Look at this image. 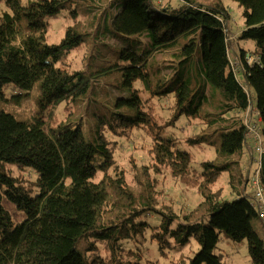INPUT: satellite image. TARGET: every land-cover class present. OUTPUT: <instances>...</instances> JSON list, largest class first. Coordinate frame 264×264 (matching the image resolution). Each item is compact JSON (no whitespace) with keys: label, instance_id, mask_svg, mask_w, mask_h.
<instances>
[{"label":"trees","instance_id":"trees-1","mask_svg":"<svg viewBox=\"0 0 264 264\" xmlns=\"http://www.w3.org/2000/svg\"><path fill=\"white\" fill-rule=\"evenodd\" d=\"M95 1L0 0V264H156L147 243L168 259L192 238L194 256L170 264H225L217 252L222 236L246 239L251 264H264V239L253 225L261 218L248 191L260 154L249 155L243 119L251 107L264 138V0H233L243 8L238 40H254L261 60L249 66L246 50L239 52L242 80L232 65L224 0H111L118 11L103 29L96 14L89 24L78 20ZM63 12L74 24L50 43V20ZM84 45L93 53L76 69L70 55ZM9 86L17 100L32 92L31 114L9 108ZM171 97L167 120L156 102ZM82 107L86 127L73 123ZM183 116L206 125L186 142L214 147V160L197 165L180 141L162 135ZM135 129L152 139V165L133 161L129 177L118 164L116 137ZM261 159L264 187V153ZM16 165L34 169L37 179L14 177ZM164 172L196 187L201 202L186 212L161 206L155 181ZM224 175L233 183L231 201L216 189ZM5 199L26 214L23 221Z\"/></svg>","mask_w":264,"mask_h":264},{"label":"rangeland","instance_id":"rangeland-1","mask_svg":"<svg viewBox=\"0 0 264 264\" xmlns=\"http://www.w3.org/2000/svg\"><path fill=\"white\" fill-rule=\"evenodd\" d=\"M28 1V0H24ZM111 0H96L94 2L95 7H91V9L86 8V12L78 15V20L81 23L89 24L92 21L93 16L96 14L99 16L100 29H103L107 24V19L111 17L113 13L118 11L117 6L110 7ZM227 4L230 11V21L228 26V37H230V41L233 40V47L230 52L241 51L243 49H255L256 42L252 39L249 40H238L237 33L240 31V28L243 25V8L239 7L238 3L233 0H224ZM6 9L4 4H0V15ZM74 24V18L68 12H63L58 18H54L50 20L49 27V42L50 43H59L61 39L65 36L66 30L69 26ZM97 26V24H96ZM95 30V29H94ZM232 38V39H231ZM93 53V47L85 46L80 50H74L70 55L69 61L72 66H75L76 69L84 70L86 68L85 58ZM239 78H242V73H238ZM243 79V78H242ZM221 92V88H215ZM12 90L13 87L9 86L6 89V94L10 98H12ZM253 95H255V91L253 90ZM28 112L23 110V107L28 105ZM174 104V99L167 98L165 101L156 102V110H158V114L161 117L166 118L167 120H171V116L173 114L172 106ZM9 108L14 111L18 117H24L27 113H30L34 109V103L32 102V92L31 94L24 98L17 100L12 98L9 101ZM66 104H62L59 108V112L64 114ZM16 110V111H15ZM256 112V111H255ZM84 113V114H83ZM86 110L85 108H80L76 116L74 117L73 123L79 124L80 122H84V127H86ZM82 115V120L79 119ZM244 119V117H243ZM202 121L191 120L188 121L186 117H180L179 121L171 126H168L165 130H163L162 135L164 137H174L181 143L179 147L183 149H187L188 151L194 154L195 164L199 165L200 161L205 160H214L217 156V152L214 147L210 145H202L192 147L189 145L186 140L198 133L201 130L206 129V125L201 123ZM256 126L262 128V124L255 120ZM256 136V134H255ZM257 139V136H256ZM116 140L119 141V147L117 149V160L118 164L121 168H124L129 171V177L132 176V172L130 171L133 161H135L138 165H152V159L149 154L152 144V139L149 137L144 130L135 129L130 136L126 137H116ZM258 140V139H257ZM243 152H237L235 157H242ZM245 158V153L243 155ZM234 160V159H233ZM245 164L242 161L241 166L243 167ZM257 167V162L252 164L251 174H253L255 168ZM12 175L14 177L24 176L31 181H35L38 177L37 172L32 168L20 169L19 167L12 166ZM235 171H239V168L235 166ZM138 171V169H137ZM150 172V177L155 178L153 168L148 169ZM101 176V174H100ZM159 178L155 181L157 195L162 205H170L176 211L184 210L185 212L191 208L197 206L201 200L203 199L201 193L198 191L196 187L188 186L184 182L179 179L174 178L168 172L159 173ZM140 178H143L141 176ZM144 179V178H143ZM155 180V179H154ZM219 188L223 191V200L231 201L235 199V192L233 188V183L230 182V178L228 175L222 176L217 184L216 189ZM251 187H249L250 189ZM5 207L10 211L14 220L16 222H21L26 218V214L24 212L19 211L17 207L8 200H4ZM160 216L156 215V218ZM254 229L257 231L259 236L264 239V222L255 218L253 221ZM150 246L149 255L152 256V259L157 260L156 264H170V260H177L178 257H182L185 261H189L191 257L199 250V244L197 241L192 238L191 243L184 248L180 252L170 253L169 258L165 259L159 255H157L154 246L148 244ZM218 253L223 255V259L225 264H251V256L248 250L247 240L242 241H234L231 238H227L222 236V239L219 243V247L217 250Z\"/></svg>","mask_w":264,"mask_h":264},{"label":"built area","instance_id":"built-area-1","mask_svg":"<svg viewBox=\"0 0 264 264\" xmlns=\"http://www.w3.org/2000/svg\"><path fill=\"white\" fill-rule=\"evenodd\" d=\"M245 60L248 65L253 66L255 64H260V55L253 52H246ZM253 110L250 108L244 118V124L247 129L248 138H251L254 144L253 150L255 153L260 154V159L258 160V165L255 168L253 174L250 175L251 185L253 187V193L256 198V205L259 210V216L264 221V187L261 182L260 171L262 165V154L264 153V138L259 127L256 126V122L252 115ZM257 139H256V136Z\"/></svg>","mask_w":264,"mask_h":264},{"label":"crops","instance_id":"crops-1","mask_svg":"<svg viewBox=\"0 0 264 264\" xmlns=\"http://www.w3.org/2000/svg\"><path fill=\"white\" fill-rule=\"evenodd\" d=\"M159 1V0H158ZM224 23H225V25H227V23H228V20H225L224 21ZM229 25V24H228ZM227 30H228V26H227ZM232 39V38H231ZM237 39H238V33H237ZM227 41L229 42L230 41V37H228V32H227ZM232 47H233V40H231V45H230V51L232 50ZM246 50V52H253V53H256L255 51H254V49H245ZM239 52L240 51H236V50H234V52H233V54H232V52H231V54H232V58H231V60H232V65H233V67H234V69L237 71V73H239V72H241L242 73V71H243V67H242V62H241V60H240V58H239ZM246 52H245V54H246ZM256 54H258V53H256ZM245 63H247L246 62V60H245ZM255 65H258V64H255ZM250 66V65H249ZM254 66V65H253ZM242 76H243V74H242ZM239 77V76H238ZM240 80H242V78H240ZM251 107H249V109H250ZM248 109V110H249ZM252 109V108H251ZM253 110V109H252ZM247 113V112H246ZM245 116H246V114H245ZM245 116H244V118H245ZM258 120L259 121H261V118H260V116L258 117ZM249 139V147L248 146H246V148L248 149V151H249V155H251V159L253 160L255 157L257 158L258 156H259V154L258 153H255L254 151H253V147H254V144H253V141H252V139L251 138H248ZM258 155V156H257ZM249 187H251L250 185H249ZM249 187H248V191L249 192H251V193H253V189H252V187L249 189Z\"/></svg>","mask_w":264,"mask_h":264}]
</instances>
